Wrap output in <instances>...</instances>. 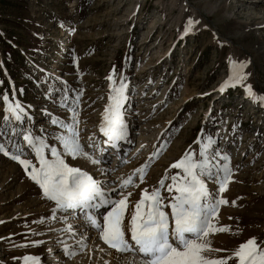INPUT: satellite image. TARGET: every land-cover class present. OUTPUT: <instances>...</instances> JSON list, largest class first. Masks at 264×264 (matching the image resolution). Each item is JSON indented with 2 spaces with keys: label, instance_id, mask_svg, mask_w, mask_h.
I'll list each match as a JSON object with an SVG mask.
<instances>
[{
  "label": "rangeland",
  "instance_id": "1",
  "mask_svg": "<svg viewBox=\"0 0 264 264\" xmlns=\"http://www.w3.org/2000/svg\"><path fill=\"white\" fill-rule=\"evenodd\" d=\"M239 1L251 2L0 0V93L13 96L11 81L15 98L34 117L33 130L53 135L59 133L53 132L41 109L66 119L70 113L59 106L64 90L69 105L80 93L79 133L87 147L102 141L96 128L113 84L107 77L113 75L116 86L124 79L129 84L125 119L133 120L132 129L137 125L131 135L137 146L143 145L134 166L150 164L145 182L139 184L137 179L139 187H130L134 190L130 202L140 198L142 189L156 186L166 169L175 174L178 170L169 166L190 146L198 152L193 142L203 132L227 151L233 169L222 194L229 204L221 206L215 218L218 227L230 231L216 233L211 246L231 250L252 237L264 241V102H253L240 85L223 94L218 91L230 74L228 57H232L250 61L246 83L264 95V27L259 25L264 21L259 14L264 13V0L242 11L237 10ZM189 18L199 23L184 35ZM3 115L0 100V131L5 132L0 141L7 144ZM129 150L121 153V160ZM68 159L70 165L90 171L82 158ZM111 159L105 166H112ZM208 186L216 189L215 184ZM51 207L23 168L0 153V264H23L25 255L41 257L42 264H73L76 257L64 261L62 244L53 240L50 229L63 223L50 219ZM37 241L43 243L36 245ZM87 256L78 264H112L115 259L111 251L107 256Z\"/></svg>",
  "mask_w": 264,
  "mask_h": 264
},
{
  "label": "snow or ice",
  "instance_id": "2",
  "mask_svg": "<svg viewBox=\"0 0 264 264\" xmlns=\"http://www.w3.org/2000/svg\"><path fill=\"white\" fill-rule=\"evenodd\" d=\"M196 23L199 22L189 18L184 35L191 32ZM228 62L230 74L218 91L223 94L227 89L240 85L253 102H264V95H258L252 84L246 83L251 76L250 72L245 71L250 61H236L228 57ZM0 68H3L2 61ZM4 74L7 76L6 69ZM107 79L113 84L110 85L98 126L104 137L102 143L107 147H102L99 141L95 144L89 142L87 149H92L91 152L80 140V93L69 105L68 91L64 90L59 106L70 113L66 119L54 117L47 109H41L48 115L53 132L58 135L46 133L43 129L39 132L33 130L34 117L15 98L16 90L11 81L13 96L10 98L7 91L0 93L4 112L2 119L8 139L7 144L0 141V153L17 162L42 191V196L52 203L49 217L63 223L64 227L50 230L75 236L76 229H83L80 232L81 240L77 241L81 247L86 246L88 237H85V233L94 231L96 238L117 254L118 264H264V241L258 242L256 237L231 250L211 246L210 235L230 231L227 226L218 227L214 221L221 206L229 204L222 194L233 177L230 155L225 149L216 147L217 140L212 135L202 132L193 142L198 146V152L190 146L180 159L169 166L178 171L170 175L166 169L158 184L151 190L142 189L136 201H129L132 193L126 190L145 182L149 163L135 169L133 174L121 178L119 182L107 179L104 152L108 148L118 149L120 141L127 140L129 134L125 119L129 84L122 79L116 86L113 75ZM2 84L3 81H0ZM4 135L5 132L0 131V136ZM29 156L37 163H33ZM67 158L86 159L97 166L96 176L70 165ZM151 159L149 157V161ZM137 179L139 184L136 183ZM210 183L216 185L214 191L209 189ZM71 219L81 223L73 226L69 223ZM57 242L63 245L64 256L71 258L76 255L64 241ZM40 243L43 242H35L36 245ZM222 251L227 255H212ZM22 260L23 264H41L39 256L25 255Z\"/></svg>",
  "mask_w": 264,
  "mask_h": 264
},
{
  "label": "bare ground",
  "instance_id": "3",
  "mask_svg": "<svg viewBox=\"0 0 264 264\" xmlns=\"http://www.w3.org/2000/svg\"><path fill=\"white\" fill-rule=\"evenodd\" d=\"M251 2H238V5H237V10L238 11H242L243 9L244 10H248V9H253V6L256 4V3H260V2H263V0H257V1H253V0H250ZM135 8V7H134ZM215 9V8H214ZM214 9H209L208 12L209 13H212L214 11ZM260 15H264V13L262 12H259ZM249 15H252L249 14ZM156 25V22H152V26L154 27ZM260 26H263L264 27V21H262L260 24ZM152 27V28H153ZM118 34V33H117ZM123 34V33H121ZM121 34H118V35H121ZM164 55V54H163ZM162 55V57H163ZM160 57V56H159ZM161 58V57H160ZM159 58V59H160ZM126 113V111H125ZM126 122L128 123L129 125V134H128V139L125 140V141H120V146H119V153H115L112 149L108 148L105 152H104V159L106 160L107 158L110 157L111 158H115L113 159L115 162L112 163V166H105V169L108 170V176H107V179L111 180V181H117L119 182V180L121 178H127L129 175L133 174L134 170L137 168L134 166V162H133V159L137 158L142 150V146L143 145H136L135 144V141L136 139H133L131 133H133V130H135V128H137V125H134V129H132V124H133V120H132V123H129L128 122V119H126ZM131 124V125H130ZM99 126V125H98ZM97 126L96 128V131H99V127ZM79 128L81 129V126H79ZM98 129V130H97ZM144 130V129H143ZM100 133V132H99ZM137 133V132H136ZM142 133V132H141ZM139 134V133H138ZM140 135V134H139ZM100 137L102 138V141L104 139V137L102 136V134L100 133ZM144 139V138H143ZM140 140V139H139ZM101 141V146L102 147H107L105 145H103ZM140 143V142H139ZM136 146V147H135ZM87 151H90L89 149H87V147H85ZM130 150L128 151V156L124 159V160H121V153H124L125 152V149H129ZM91 152V151H90ZM97 155H99V153H97ZM68 159V158H67ZM69 160V159H68ZM112 160V159H111ZM82 164H85L87 167H90V171H88L90 174L94 175V177L96 176V172H95V169L97 166H94L92 165L89 161H87L86 159H82ZM80 166V165H79ZM78 166V167H79ZM82 170H85L87 171L86 169H83L81 168ZM92 171V172H91ZM121 172H124L123 176H119V174ZM119 176V177H118ZM134 188V187H133ZM128 192H134V190H132L130 187L126 190ZM133 196V195H132ZM131 199L129 198V201ZM131 207V205H130ZM215 222V221H214ZM81 221H78V220H75V219H72V223L70 222V224H72L73 226L75 225H78L80 224ZM60 226V225H59ZM64 227V225L62 224L60 227H53V229H60ZM77 231V235L75 236H72L70 233H64V232H60V231H52L54 232V239L56 242L58 240H62L64 241L67 245H69L71 247L72 250H74L76 252V255H74L73 257H76L75 259L73 258L72 259V262L73 264H78L80 263L82 260L84 261L85 259V254H89V257L87 256V258L91 259L92 257H94L96 254H100L103 256V254H105L106 256L108 255V252L111 251V259L115 258L114 259V262H112V264H118L117 262V259H116V253L114 252V250H110V249H107V247L102 243V241H99L97 238H96V234L94 231L92 232H87L85 233V237H88L86 239V246L85 247H81L80 244L77 243V241L81 240V236H80V232H83L84 230L83 229H76ZM218 234H212L210 235V239L212 241H215L216 239V236ZM223 238V236H222ZM222 238L220 236V241H222ZM226 239V238H225ZM225 239L223 240L225 242ZM217 241V239H216ZM216 245V244H214ZM63 247V245H62ZM62 247L60 250H62ZM59 250V249H58ZM80 250V252H79ZM87 250V251H86ZM86 251V252H85ZM58 251H56L57 253ZM85 252V253H84ZM81 253V254H80ZM113 253V254H112ZM60 254H63V253H60ZM77 254H80V256L78 257ZM64 257V261L65 259H68V257L66 256H63ZM86 258V259H87ZM58 260V259H57ZM63 261V262H64ZM82 261V262H83ZM59 262V261H58ZM111 261H108L107 264H110ZM56 263V262H55ZM42 264V263H41ZM63 264V263H62ZM83 264V263H82ZM103 264V263H102Z\"/></svg>",
  "mask_w": 264,
  "mask_h": 264
}]
</instances>
